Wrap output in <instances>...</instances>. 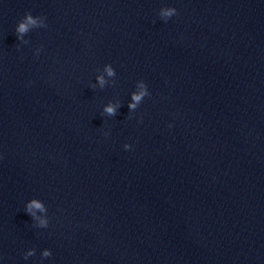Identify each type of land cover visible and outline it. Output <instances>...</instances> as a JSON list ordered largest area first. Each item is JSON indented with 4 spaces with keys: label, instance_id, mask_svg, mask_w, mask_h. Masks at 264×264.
Segmentation results:
<instances>
[{
    "label": "clouds",
    "instance_id": "9594fccd",
    "mask_svg": "<svg viewBox=\"0 0 264 264\" xmlns=\"http://www.w3.org/2000/svg\"><path fill=\"white\" fill-rule=\"evenodd\" d=\"M175 14H176V9L173 8V7H163V8H161L159 10V15L161 17L165 18V20H164L165 22L168 20V18L172 17ZM24 21L25 22L19 23V26L16 28V32L17 33H25V32L28 31L30 25H36L37 24V21L33 18V16L31 15L30 12L29 13H25V15H24ZM17 38L19 39L20 37L18 36ZM107 71H108V75L109 76H112L114 74L111 67H109L107 69ZM99 79H100L101 85H103L104 84L103 78H99ZM147 94L148 93H146L143 90L139 94H133L132 100L135 103L130 104L129 107L130 108H135L136 103H138L142 99V97H144ZM105 111L109 115H114L115 114V107L112 106V105H109L108 107L105 108ZM169 127H171V125H169ZM124 148H125V150H128V149L131 148V146L129 144H124ZM28 207H29V209H31V208H41V205L38 202H36L35 200H33ZM29 255H31V253H29ZM44 255L45 256H48L49 253L46 251L44 253Z\"/></svg>",
    "mask_w": 264,
    "mask_h": 264
}]
</instances>
